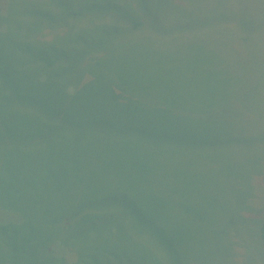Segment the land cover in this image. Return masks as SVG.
I'll return each mask as SVG.
<instances>
[{
	"label": "rangeland",
	"instance_id": "1",
	"mask_svg": "<svg viewBox=\"0 0 264 264\" xmlns=\"http://www.w3.org/2000/svg\"><path fill=\"white\" fill-rule=\"evenodd\" d=\"M36 1L56 11L54 20L43 25L79 19L70 12L74 6L61 0ZM130 1H115L120 5L112 6L125 11L124 18L112 10L90 15L95 22L89 27L83 21L73 29L95 36L98 24L125 26L130 24L128 15H148L140 0H135L137 4ZM192 1L194 13L189 19L197 25L196 14L206 13L213 5L224 8L228 0ZM240 3L246 10L264 11V0ZM155 6L164 9L160 0ZM75 7L87 10L86 4ZM149 13L162 21V13ZM7 18L0 21V27L14 25L10 19L16 17ZM57 34L47 30L50 40ZM138 34L142 37L146 32ZM6 40L0 34V60L13 63L15 59V79L25 87L20 89L19 98L8 80L0 77V264H264L258 223L264 211V78L232 108L225 104L204 116H182L175 131L179 140H157L129 128V123L142 129L149 126L144 119L127 118L126 100L121 99L113 110L108 105L109 94L103 92L101 96L102 84L115 88L112 65H99L105 79L91 91L86 81L92 76L86 66L97 59L88 51L70 44L53 48L33 45L36 48L28 51L34 59H30L24 48L16 51ZM35 59L58 64L62 75L45 72ZM259 61L264 73V52ZM125 80L131 81V77ZM249 89L247 83L242 92ZM140 145L145 155L136 156ZM131 162L149 163L158 170L134 176L129 169ZM223 169L229 175L224 176L220 187H214ZM246 181H251L257 196L245 200L243 207L240 193L230 187L238 183L235 189L242 187L243 192ZM224 186L225 190H220ZM117 191L158 205L138 209L143 217H136L135 211L136 216L129 213L136 209L126 206L122 196L110 198ZM208 192L220 202L231 199V211L237 210L242 217L224 221L227 206L221 203L211 211L216 218L201 219L198 208ZM8 212L17 213L19 220L10 219L14 214L8 216ZM107 217H111L112 227L124 230L123 237L113 246L112 235L99 247L87 239L92 228L86 225ZM146 225L161 233L165 226L171 232L172 259L166 251L155 254L157 243L149 237L151 230ZM133 235V259L128 262L123 255L122 260H116L112 252L123 250L130 255Z\"/></svg>",
	"mask_w": 264,
	"mask_h": 264
},
{
	"label": "trees",
	"instance_id": "2",
	"mask_svg": "<svg viewBox=\"0 0 264 264\" xmlns=\"http://www.w3.org/2000/svg\"><path fill=\"white\" fill-rule=\"evenodd\" d=\"M61 1L66 5L74 6L70 12L75 18H79L75 23L43 25L47 21H53V15L56 12L45 6L43 2L0 0V21L6 19L7 16L16 17L14 20L10 19L13 26L0 27V34L9 39L6 41L13 44L14 50L19 51L21 47L24 48L26 57L30 59H34L28 51L34 49L33 45L53 48L55 45L63 44L66 47L70 44V46L76 45L78 50L88 51L89 56L97 59L86 66L92 76L91 79L89 78L90 81H86V85L91 91L101 85L100 82L105 79V73L99 65H112L111 68L116 73V81L114 84L112 83L115 88L111 89L110 86L107 88L102 84L104 91L99 90L101 96H103V92L109 94L108 105L113 110L121 99L126 100V108L129 109L127 118L135 121L144 119L147 127L149 126V129H142L129 123V128L146 137L157 140H179L175 131L180 128L179 122L182 116L185 114L187 117H189L188 115L204 116L208 111H216L225 104L232 108L242 101L245 94L252 92L264 78L259 61L261 53L264 52V11L246 10V6L244 7L240 0H228L223 5L224 8L213 5L206 13L196 14L202 18L195 19L197 25H194L189 19V17H193L194 13L191 7V4H194L192 0H160L164 5L162 10L156 9L155 4L158 0H140L141 4L147 7V16L128 15L127 19L130 24H125V26L98 24L95 36H90L88 32L81 30L75 31L73 28L83 21L86 22L85 26L89 27L95 22V19L90 15L112 10L119 12L120 16L124 18L126 12L112 8V6L120 5L115 1L129 3L131 1ZM133 2L137 4L135 0ZM84 4H86V11L75 7ZM99 5L107 6V8H99ZM149 10H157L162 13V21L160 18L156 19V17L150 16L152 14L149 13ZM81 16L85 17L81 18ZM157 20L160 25L157 24ZM47 30L55 31L58 34L50 40L47 37ZM143 30L146 35L140 37L138 33ZM70 32L71 34H69ZM234 38L237 43L234 42ZM87 40L90 42L83 46L79 45V42ZM106 49H111L112 53L110 54ZM102 50V55H95ZM113 59L114 62H112ZM36 61L45 72H50L54 76L62 75L58 64H50L42 59ZM14 62L15 59L13 63H2L0 60V77L8 80L17 97L20 98V89L25 85L15 79ZM84 75L87 77V74ZM128 76L131 77V81L125 80ZM247 83L250 89L242 92L243 86ZM193 96L200 98L198 100L191 99ZM37 100L41 101L43 98ZM144 150L140 145V152L136 156L145 155ZM154 168L158 170V167L152 164L143 165L137 162H131L129 167L134 176L149 173ZM220 173L214 187H220L224 176L229 175V173H224V169ZM237 187L238 183L232 184L230 190L240 193L243 207L246 206L245 200L257 196L256 189L251 186V181L244 182L243 192L242 187L240 190L235 189ZM220 190L224 191L225 186ZM121 196L124 198L126 206L136 209L129 211L131 215H134L132 211H135L137 216H134L136 217H143L141 215L143 213L138 209L148 210L158 205L157 203L149 204L133 194H124L118 191L110 198H121ZM234 202L236 203V199ZM102 203L104 205L105 201L101 200ZM221 203L222 206H227L223 210L226 214L224 221L231 222L242 217L241 214L238 217L237 210L231 211V199L225 198L220 202L217 201L215 195L208 192L204 195V204L198 208L201 219L212 221L211 219L216 218L211 211ZM206 204L210 207L206 208ZM161 213L167 219V213L163 209ZM6 214L8 216L14 214L10 219L15 221L20 218L17 213L8 212ZM258 219L260 237L264 244V211ZM86 226L92 228L90 237L87 239L96 242L99 247L104 245L102 241L105 238H110L112 235L115 236L112 242L113 246H116L121 236L123 237L124 230L121 227L111 226V217L102 218L99 222ZM146 227L152 231H150L149 237L157 243L155 254L159 255L161 251H166L172 259L174 243L171 232L165 229V226L162 233L149 225ZM257 236L259 237V229ZM134 238L136 237L133 235L129 240L130 255H126L127 252L123 250L115 252L116 254L112 252L116 260H122L120 257L123 255H125L123 259L128 262H130L129 259H133ZM117 263L121 264V261Z\"/></svg>",
	"mask_w": 264,
	"mask_h": 264
}]
</instances>
